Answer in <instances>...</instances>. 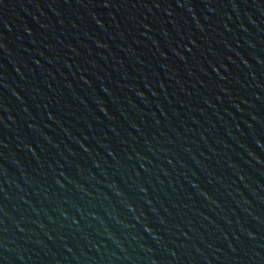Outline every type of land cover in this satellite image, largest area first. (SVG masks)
<instances>
[{"label":"water","instance_id":"obj_1","mask_svg":"<svg viewBox=\"0 0 264 264\" xmlns=\"http://www.w3.org/2000/svg\"><path fill=\"white\" fill-rule=\"evenodd\" d=\"M0 264H264V0H0Z\"/></svg>","mask_w":264,"mask_h":264}]
</instances>
